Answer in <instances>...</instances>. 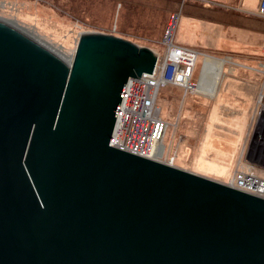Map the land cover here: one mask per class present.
Returning a JSON list of instances; mask_svg holds the SVG:
<instances>
[{
    "label": "water",
    "instance_id": "1",
    "mask_svg": "<svg viewBox=\"0 0 264 264\" xmlns=\"http://www.w3.org/2000/svg\"><path fill=\"white\" fill-rule=\"evenodd\" d=\"M150 47L66 60L0 18V264H264V197L112 145Z\"/></svg>",
    "mask_w": 264,
    "mask_h": 264
},
{
    "label": "rangeland",
    "instance_id": "2",
    "mask_svg": "<svg viewBox=\"0 0 264 264\" xmlns=\"http://www.w3.org/2000/svg\"><path fill=\"white\" fill-rule=\"evenodd\" d=\"M188 1L0 0V18L21 27L26 33L34 36L55 52L59 51V54L66 60L71 59L75 54L80 35L86 32L117 35L140 46L150 47L155 53L163 54L166 50V32L168 28L175 27L178 14L182 10L181 7L185 10ZM186 31L190 33L189 30L180 27L174 35V42L190 47L191 45L188 44H191V36ZM212 34L214 32H208L207 37ZM248 37L250 40L235 36L243 42L255 40V37ZM191 47L201 52L197 56L193 81L197 82L205 76L203 83L210 86L209 91L213 93L218 85L222 67H224L220 89L218 95L212 99L198 91L186 94L184 88L178 86L170 85L163 88L157 99L161 117L168 122L163 143L172 151L179 143V156L182 163L199 171L214 173L209 171L212 166H215L218 169L215 172L216 175H224L221 176L223 178L230 177L234 170H242L264 177V166H260L261 162L255 160L253 154L251 155L252 152L256 154L258 151L256 140L258 141L259 135L256 119L251 123L252 115L249 118L248 112L245 114L246 118L242 112H234L232 107L234 103L228 102V95L224 96L225 92L228 93L230 89L226 87L231 80L228 73L239 68L236 60H232L233 64L229 63L230 56L233 55L216 51L214 42L209 39L205 46ZM262 56L264 57L263 54ZM205 60L210 62L209 69L204 68ZM249 66L253 69L248 70L255 69L259 72L254 74L260 88L262 84L261 67L258 68L257 62ZM211 68L212 71H210ZM222 85L223 88H221ZM201 98L208 99L210 105H218L219 108L215 119L207 122L206 126L204 117L207 116L209 105L205 99ZM191 102L195 104L191 108L192 111L189 110ZM226 104L229 105L231 111L222 110V107H228ZM189 111L193 115L191 130L186 129ZM203 134V145L195 152L194 149H189L187 142L186 144L180 142L183 141V137L188 139L190 136L191 140H197ZM211 147L212 150L207 151ZM200 149H203V152Z\"/></svg>",
    "mask_w": 264,
    "mask_h": 264
},
{
    "label": "built area",
    "instance_id": "3",
    "mask_svg": "<svg viewBox=\"0 0 264 264\" xmlns=\"http://www.w3.org/2000/svg\"><path fill=\"white\" fill-rule=\"evenodd\" d=\"M258 15L264 18V0L259 2ZM173 34V27L168 28L165 36L166 50L163 54L157 53L158 59L153 72L129 78L110 143L127 151L179 166L176 149L172 151L163 143L168 122L161 117L157 99L160 91L170 85L184 88L186 94L200 91L202 85L193 81L200 52L193 47L176 44ZM262 52L264 55V42ZM260 67L264 78V60L260 62ZM254 118L259 135L258 141L256 140L258 151L254 154L264 161V79L257 96ZM227 183L264 197V177L254 173L236 170Z\"/></svg>",
    "mask_w": 264,
    "mask_h": 264
},
{
    "label": "crops",
    "instance_id": "4",
    "mask_svg": "<svg viewBox=\"0 0 264 264\" xmlns=\"http://www.w3.org/2000/svg\"><path fill=\"white\" fill-rule=\"evenodd\" d=\"M259 2L260 0H189L187 5L185 6L186 7L185 10L183 7H181L182 10L181 12H179L178 17L176 19V25L173 28L174 31L173 35H175L176 31H178L180 27L181 29H186L190 31V33L186 31L191 36L190 39L191 44L188 45L194 47L205 46L209 39L210 41L214 42V45L216 46V51L217 50L223 51L225 52V54L230 53L231 55H233L230 56L231 58L229 57L230 58L229 63L233 64L232 60H236L237 66L239 68H236V71L234 72L228 73L229 78H231V80L228 82L226 87L227 88L230 87V89L228 93L225 92L224 96L226 97L228 95V102L234 103L232 104L234 112H242L245 118H246L245 114L247 112L249 114V118L250 115H252L251 123L255 121L254 116L256 110L257 96L260 90L262 89L263 79H264L263 74L260 71V73L262 74V84L259 88V83H257L256 76L254 74V73L257 74L259 72L255 69L251 71L248 70V69H253L249 65L255 62H257L259 68L260 62H262L261 58L263 57V56L261 57V55L263 54L262 44L264 42V30H261L253 26V19H252L256 17L262 18L258 15ZM203 8H209L210 12L218 13L220 15H223V17L217 20L202 17L203 16L202 13L197 11L202 10ZM208 32H214V34L207 37ZM235 36H239L244 39L247 38V40H250L248 36H252L255 37V40L252 42L251 41L243 42L239 39H236ZM215 39L217 41H215ZM222 61H224L225 63V60L222 59ZM207 63H209V65H207ZM204 68L206 69L210 68L209 61L205 60ZM223 69L224 67H222L218 85L213 93L209 91L210 86L203 83V79L205 78V76L197 81L202 85V88L198 92H201L203 95H208L210 98L214 99L216 95H218L220 89V81L223 78ZM210 71H212V68ZM223 85L221 88H223ZM201 99H205V98H201ZM205 100L208 102L209 105L207 116L204 117L206 118L205 119V126H206L207 122H210V120L215 119V115L219 108L218 105H210L208 99ZM192 103L193 102L189 104L190 106L189 110L191 111H192L191 108H193V106L195 105ZM222 110L231 111L229 105L228 107H222ZM191 111H189V114L187 113L188 118L186 120V124L190 126V128L187 126L186 129H190V130L192 129L191 127L193 121V115ZM189 137L188 139L183 137V141L180 142H183L185 144L187 142V145L189 144L190 146L189 149L190 150L194 149V152L197 151L199 147H202L204 134L197 140H191V138ZM175 149L177 151V163L179 166L185 169L192 170L194 172L206 175L208 177L223 182H228L235 171L234 170L230 174V177H225V178L221 177L224 175L221 176L216 175L215 172L218 169L215 166H212L211 170L209 171L214 173L199 171L195 168H192L191 166H186L182 163L181 158L179 156V143L176 145ZM200 150H202L203 152V149ZM211 150L212 147L207 149V151H211ZM251 155L254 157L255 160L261 162L260 166H264V161L260 159L258 156H255L254 152H252Z\"/></svg>",
    "mask_w": 264,
    "mask_h": 264
},
{
    "label": "trees",
    "instance_id": "5",
    "mask_svg": "<svg viewBox=\"0 0 264 264\" xmlns=\"http://www.w3.org/2000/svg\"><path fill=\"white\" fill-rule=\"evenodd\" d=\"M202 10L197 11V12L202 13V15H203L202 17L209 18V19H216V20L221 19L223 17V15H220L218 13L210 12L209 8H203ZM252 19H253V26H255L261 30H264V18L256 17V18H252Z\"/></svg>",
    "mask_w": 264,
    "mask_h": 264
},
{
    "label": "bare ground",
    "instance_id": "6",
    "mask_svg": "<svg viewBox=\"0 0 264 264\" xmlns=\"http://www.w3.org/2000/svg\"><path fill=\"white\" fill-rule=\"evenodd\" d=\"M32 37H34V36H32ZM35 38V37H34ZM58 53H59V51H58Z\"/></svg>",
    "mask_w": 264,
    "mask_h": 264
}]
</instances>
